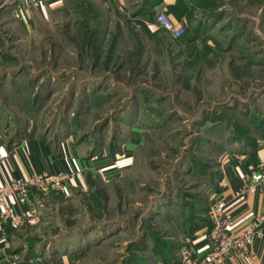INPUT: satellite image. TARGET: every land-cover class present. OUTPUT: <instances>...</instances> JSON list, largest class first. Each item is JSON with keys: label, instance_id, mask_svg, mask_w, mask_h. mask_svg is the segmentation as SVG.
I'll return each mask as SVG.
<instances>
[{"label": "rangeland", "instance_id": "1", "mask_svg": "<svg viewBox=\"0 0 264 264\" xmlns=\"http://www.w3.org/2000/svg\"><path fill=\"white\" fill-rule=\"evenodd\" d=\"M134 1L136 11L145 0ZM186 1L187 33L173 40L158 26L149 40L127 15L108 17L102 0H64L66 11L31 28L16 16V0H0V121L37 118L46 135L70 137L89 157L121 158L133 131L142 136L117 177L31 189L30 216L9 222L24 256L81 249L74 264L176 259L174 235L209 219L224 158L258 164L264 0Z\"/></svg>", "mask_w": 264, "mask_h": 264}, {"label": "crops", "instance_id": "2", "mask_svg": "<svg viewBox=\"0 0 264 264\" xmlns=\"http://www.w3.org/2000/svg\"><path fill=\"white\" fill-rule=\"evenodd\" d=\"M130 2L131 0H102L108 17L112 18L127 15L129 19L133 15L134 7L140 4L139 1H134L135 5H130ZM190 8L186 0H158L151 9L155 12L165 11L179 23L185 24L191 12ZM14 10L19 20L31 28L36 21L48 19L59 11H66V4L64 0H16ZM130 21L139 26L140 33L146 39H155L161 32L158 25L144 15L134 16ZM141 140L139 131H133L124 144L121 158H112L109 155L89 157L86 149L78 146L70 137L55 138L46 135L37 118L0 121V187L14 178L48 174L72 175V178L66 180L68 188H86L91 176L102 174L104 178L108 176L107 179L117 177L122 168L132 162L135 149ZM255 156L257 165L247 164L244 157H225L221 163L218 189L211 196L212 202L219 199L226 202L234 231L252 229L261 220L254 235V262L249 263L238 256L230 255L223 264H264V189L257 186L255 190L244 191L251 184L253 173L259 170V164L264 161V144H260ZM10 204L18 214L29 209L28 205H21L15 199H11ZM9 222L0 221V248L4 249L0 264H74L80 259L81 249H67L59 259L49 256L48 250L30 255L27 253L24 256V253L14 247L15 241L12 239ZM207 229L208 226L204 223L194 224L189 231H185L184 236L174 235L177 258L164 261L160 257L159 261H152L150 264H179L183 253L205 250ZM76 242L78 241L74 244Z\"/></svg>", "mask_w": 264, "mask_h": 264}, {"label": "built area", "instance_id": "3", "mask_svg": "<svg viewBox=\"0 0 264 264\" xmlns=\"http://www.w3.org/2000/svg\"><path fill=\"white\" fill-rule=\"evenodd\" d=\"M155 20L159 28L167 31L173 40L181 38L186 32V27L176 20L174 21L165 11H158ZM261 162L257 173H253L251 184L244 188V191L255 190L257 186L264 189V161ZM70 178L72 175L36 174L28 178H14L7 181L0 187V221H10L11 225L17 227L30 216V209L21 214L16 213L10 204L11 199L26 206L30 202L32 188L65 190L66 180ZM207 215L213 227L205 236L207 239L206 249L183 253L179 264H223L230 255L238 256L249 263L254 262V235L261 220L252 229L234 231L231 227L232 221L227 204L221 199L209 203ZM29 221L35 222L36 218L32 217ZM3 253L4 249L0 248V257Z\"/></svg>", "mask_w": 264, "mask_h": 264}, {"label": "trees", "instance_id": "4", "mask_svg": "<svg viewBox=\"0 0 264 264\" xmlns=\"http://www.w3.org/2000/svg\"><path fill=\"white\" fill-rule=\"evenodd\" d=\"M158 0H145L144 1V3H142V5H141V8H139L138 10H136V11H134L133 12V15L128 19V21H130L131 19H132V17H134V16H137V15H144L146 18H148V19H150L151 21H154L155 23H156V20H155V16H156V13L157 12H155V11H153L151 8L153 7V5L157 2ZM179 2H182V1H185V0H178ZM205 1V0H204ZM205 5V4H204ZM199 7H201L200 5H199ZM203 7V6H202ZM193 8H196V7H193ZM222 12V11H221ZM218 13H214V15H217ZM210 16H213V15H210ZM118 17L119 18H121L122 17V15H118ZM204 20V19H203ZM174 21H175V18H174ZM131 22V21H130ZM178 22V21H177ZM203 22V21H202ZM201 22V23H202ZM157 24V23H156ZM158 25V24H157ZM202 25V24H201ZM201 32H202V28L201 27H199L198 29H197V32L194 34V36L191 38V41H195V40H197L199 37H200V35H201ZM102 33H103V30L102 29H96L95 30V37L96 38H98V40L100 41V36H102ZM187 33V30H186V32H185V34ZM184 34V35H185ZM183 35V36H184ZM112 36V39H113V47L110 49V52H113V50L115 49V47L117 46V43H118V41H119V35L116 33V34H112L111 35ZM182 36V37H183ZM181 37V38H182ZM181 38H179V39H181ZM179 39H177V40H179ZM104 41V40H103ZM106 42V41H105ZM102 44H103V42H102ZM256 153V152H255ZM208 218H207V222L205 221V219H204V221H203V223L204 224H206L207 226H208V229H207V232L211 229V227H213L212 226V224H211V222H210V220H209V222H208ZM173 256H175L174 254L172 255V254H163L161 257L163 258V260L164 261H168V260H170V259H172L173 258Z\"/></svg>", "mask_w": 264, "mask_h": 264}, {"label": "water", "instance_id": "5", "mask_svg": "<svg viewBox=\"0 0 264 264\" xmlns=\"http://www.w3.org/2000/svg\"><path fill=\"white\" fill-rule=\"evenodd\" d=\"M47 244V243H46Z\"/></svg>", "mask_w": 264, "mask_h": 264}]
</instances>
